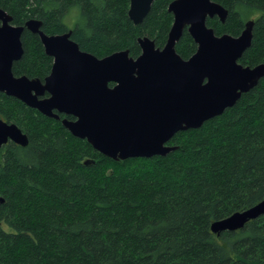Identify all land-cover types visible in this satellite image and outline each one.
<instances>
[{
	"label": "trees",
	"instance_id": "1",
	"mask_svg": "<svg viewBox=\"0 0 264 264\" xmlns=\"http://www.w3.org/2000/svg\"><path fill=\"white\" fill-rule=\"evenodd\" d=\"M170 1L155 0L138 24L127 15L129 0H0V7L16 25L36 18L48 34L71 29L97 57L123 49L135 57L138 36L165 43ZM213 1L228 12L223 23L207 20L216 34L238 35L255 20L239 62H264V0ZM21 42L13 73L44 77L52 58L38 35L24 28ZM175 49L183 58L195 51L186 29ZM0 118L28 136L25 146L0 147V264H264V214L234 231L210 228L264 197V77L220 115L176 132L166 155L113 160L3 92Z\"/></svg>",
	"mask_w": 264,
	"mask_h": 264
},
{
	"label": "water",
	"instance_id": "2",
	"mask_svg": "<svg viewBox=\"0 0 264 264\" xmlns=\"http://www.w3.org/2000/svg\"><path fill=\"white\" fill-rule=\"evenodd\" d=\"M154 1L129 0L130 20L140 23ZM167 11L173 20L163 46L143 35L137 37L136 57L128 49L97 57L80 48L71 29L48 34L36 18L16 25L0 7V92L47 117L72 116L63 117L62 126L113 160L166 155L176 149L168 144L176 132L198 128L220 115L264 77V62L253 66L239 62L251 45L253 18L244 21L238 35L216 34L207 18L217 16L223 23L228 13L218 2L171 0ZM24 28L38 35L53 59L43 80L12 71L13 62L23 54ZM184 29L196 43L186 59L175 49ZM8 141L25 146L28 136L0 118V147ZM262 214L264 197L212 221L210 228L216 234L234 231Z\"/></svg>",
	"mask_w": 264,
	"mask_h": 264
},
{
	"label": "flooded vegetation",
	"instance_id": "3",
	"mask_svg": "<svg viewBox=\"0 0 264 264\" xmlns=\"http://www.w3.org/2000/svg\"><path fill=\"white\" fill-rule=\"evenodd\" d=\"M213 18H217V19H218L217 16H215V17H213ZM213 18H207V20H209V19H213ZM218 21H219V19H218ZM207 25H208V24H207ZM208 26H210V25H208ZM211 27H212V26H211ZM213 29H214V28H213ZM68 30H70V29H68ZM195 44H196V43H195ZM42 46H43V45H42ZM156 46H157V45H156ZM195 50H196V49H195ZM194 52H195V51H194ZM194 52H193V53H194ZM180 56H181V55H180ZM50 57H51V56H50ZM135 57H136V56H135ZM181 57H182V56H181ZM51 58H52V57H51ZM182 58H183V57H182ZM187 58H188V57H187ZM184 59H186V58H184ZM52 61H53V59H52ZM51 65H52V64H51ZM50 68H51V67H50ZM46 75H47V74H46ZM46 75H45V76H46ZM45 76H44V77H45ZM29 77H30V76H29ZM44 77H42V78L39 77V78H40L41 80H43ZM109 85L112 86L113 83L110 82ZM46 95H47V94H44L43 96H46ZM43 96H42V97H43ZM44 116H45V115H44ZM63 117L73 118V117L70 116V115H67V116H66V115H64V114H59V119H55V120H59V121L61 122V119H62ZM49 118H50V117H49ZM53 119H54V118H53Z\"/></svg>",
	"mask_w": 264,
	"mask_h": 264
},
{
	"label": "rangeland",
	"instance_id": "4",
	"mask_svg": "<svg viewBox=\"0 0 264 264\" xmlns=\"http://www.w3.org/2000/svg\"><path fill=\"white\" fill-rule=\"evenodd\" d=\"M75 17H76V15H75V13L73 12V13L71 14V16H70L71 21L74 20ZM211 24H212V21H211ZM4 228H5L6 230H8V227L5 226V225H4Z\"/></svg>",
	"mask_w": 264,
	"mask_h": 264
}]
</instances>
